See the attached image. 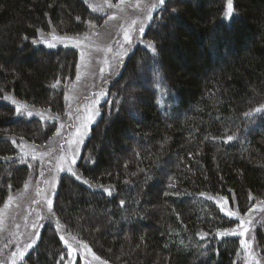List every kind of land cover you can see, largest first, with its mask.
<instances>
[{
	"label": "trees",
	"instance_id": "obj_1",
	"mask_svg": "<svg viewBox=\"0 0 264 264\" xmlns=\"http://www.w3.org/2000/svg\"><path fill=\"white\" fill-rule=\"evenodd\" d=\"M88 1L0 0V208L29 174L22 142L45 144L57 129L17 115L6 96L64 114L78 53L33 40L100 26L105 15ZM233 7L224 20L227 0H166L108 84L75 164L80 179L61 175L52 201L57 221L100 260L246 264L241 236L217 235L240 222L219 201L240 216L264 201V115H244L264 106V0ZM254 234L264 256L261 227ZM65 259L58 231L45 224L22 261Z\"/></svg>",
	"mask_w": 264,
	"mask_h": 264
},
{
	"label": "rangeland",
	"instance_id": "obj_2",
	"mask_svg": "<svg viewBox=\"0 0 264 264\" xmlns=\"http://www.w3.org/2000/svg\"><path fill=\"white\" fill-rule=\"evenodd\" d=\"M88 3L94 11L105 15L104 22L100 26L91 25L84 35L76 38L47 33L39 36L38 39L46 45L55 43L70 46L78 53L77 76L70 86H66L64 114L52 115L48 111L17 101L10 95L6 96L5 101L14 105L16 111L19 107L20 114L32 113V116L54 120L57 123V129L45 144L34 145L22 142L19 147L21 157L29 166V174L23 187L11 194L9 197L11 199L8 198L0 208V264H13V261L15 264H24L22 260L30 249L27 248V245L34 244L33 241L36 242L37 234L45 224L53 225L59 236L63 237L61 239L64 242L66 253L64 264H101L103 261L94 259L92 251L89 252V248H85L84 243L66 232L57 221L53 207L51 211L49 210L48 200L53 201L61 175L70 173L67 169L73 151L77 153L75 164L80 158L81 147L90 128V125L87 124L81 128V124L88 114L86 107L90 106L95 111H100L99 106L92 105L91 101L101 91L106 93L108 84L123 66L128 53L140 42L141 36L138 29L141 25L139 21L144 19L145 12L141 8L134 7L137 3L142 5L144 0H123V3H120V0H107V3L105 0H92ZM109 17L115 18L109 19ZM133 19L138 21L134 26L136 31L132 32L133 43L125 44L124 49L121 50L117 41L123 43L122 27L126 28ZM147 25L148 23H145L144 28ZM109 47L112 49L111 52L106 51ZM82 52L84 53L83 57L81 56ZM117 52L120 55L114 58V54ZM102 68L103 72H101ZM77 128H81L79 135H77ZM85 133L87 134L85 135ZM69 140L77 142L70 145ZM75 164H71L74 172ZM219 205L226 213L235 212L222 199L219 201ZM234 217L239 218L240 221L243 220L245 222L244 229H247L241 236V239L248 245L245 248L248 254L246 264H264V256L261 253V248L257 245L254 234L257 227H261L264 233V201L255 204L251 211H248L244 216ZM244 229L237 226L227 232L235 230L239 235L238 233ZM25 248L27 251L23 257H20L19 253ZM13 253H16L15 257Z\"/></svg>",
	"mask_w": 264,
	"mask_h": 264
},
{
	"label": "snow or ice",
	"instance_id": "obj_3",
	"mask_svg": "<svg viewBox=\"0 0 264 264\" xmlns=\"http://www.w3.org/2000/svg\"><path fill=\"white\" fill-rule=\"evenodd\" d=\"M85 2L87 3V0H85ZM105 2L107 3V0H105ZM120 3H123V0H120ZM166 4V0H144V3L141 5L140 3H137L134 7L136 8H141L144 12H145V16H144V19L143 20H140L139 23H140V27L138 29L139 31V34L140 36H143L144 33H145V28H144V24L145 23H148L150 22L154 17H153V12L156 11V10H161L163 9L164 5ZM109 6H112V5H109ZM176 9H172V12L173 13H176ZM234 7H233V0H227V10L226 12L224 13L223 15V19L224 20H228L230 17H232L234 15ZM238 15V14H236ZM115 17H109V19H114ZM79 19V18H77ZM137 20L136 19H133L131 21V23L126 27H122V31H123V43H121L120 41H117V44L119 46V48L121 50L124 49V45L125 44H128V45H131L133 43V36H132V32L133 31H136L135 29V25L137 24ZM54 39H56L55 37H53ZM40 41H37V40H33V43L36 44V43H39ZM77 43H79V41H77ZM48 47H56V44L55 43H49L47 45ZM146 47L150 50L151 54H152V58H153V63H155V56L157 55V49H156V46L152 43V42H148ZM106 51L108 52H111L112 49L109 47L106 49ZM84 53L82 52L81 53V56L83 57ZM120 53L117 52L114 54V58L116 56H119ZM105 63H107V60H105ZM104 69L102 68L101 69V72H103ZM158 71V70H157ZM57 84H59V81H57ZM56 85H53V88H55ZM107 95V93H104L103 91H101L100 93L97 94V96L91 101V104L94 105V106H101L100 105V101ZM67 99V97H66ZM108 104H112L113 102L112 101H107ZM116 104H119L120 101H116L115 102ZM86 111H87V116L86 118L84 119V121L82 122L81 124V128L84 126V124H87V125H91L92 123L95 122L96 120V116L100 115V113L98 111H95V109L93 107H86ZM118 111V109H117ZM262 114L264 115V106H261V107H258L256 109L253 110V112H249V113H245V117H250V116H253L255 114ZM20 114V108L17 107V115ZM29 116L32 115V113H29L28 114ZM111 115V114H110ZM81 128H77V135H79L80 131H81ZM87 133H85L86 135ZM234 139L233 136H228L227 139L224 141L225 143L229 142V141H232ZM77 141H74V140H69V144H73V143H76ZM82 142V141H80ZM77 155V153L75 151H73V154H72V159L70 161V165L67 169L68 172H70L73 176L76 177V179H80V176L74 172L71 168V164H75V156ZM63 170V169H61ZM84 183H87V181H83ZM105 192H107L109 195H111V191L110 189L108 188H104L103 189ZM11 198H9L10 200ZM52 200H48V207H49V210L51 211L52 210ZM123 203V202H122ZM7 206V205H6ZM223 211V209H221ZM249 211H251V209H249ZM226 215L228 216L229 219H231L232 217L234 216H237L238 213L236 212H232V211H229L226 213ZM244 221L241 220L240 221V224L238 225L239 228L241 229H244ZM247 231V229H244L243 231L239 232L238 234L240 236H243L245 234V232ZM38 235V234H37ZM217 235L219 236H228V235H237V232L235 230L231 231V232H219L217 233ZM63 239V237H61ZM33 243H35V241H33ZM241 245L245 248L248 247L247 243L244 241V240H241ZM33 246V244H29L27 245V248H31ZM85 248H87L88 246L87 245H84ZM27 248H25L24 251H21L19 253V256L20 257H23L25 252L27 251ZM89 252H91V249H88ZM93 255V258L96 259V260H99V257L95 255V253H92ZM13 256L15 257L16 256V253H13ZM13 264H15V261H13ZM101 264H107L106 261H102Z\"/></svg>",
	"mask_w": 264,
	"mask_h": 264
}]
</instances>
